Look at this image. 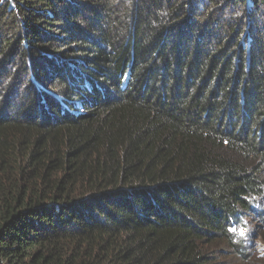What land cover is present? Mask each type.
<instances>
[{"label": "trees", "instance_id": "1", "mask_svg": "<svg viewBox=\"0 0 264 264\" xmlns=\"http://www.w3.org/2000/svg\"><path fill=\"white\" fill-rule=\"evenodd\" d=\"M253 193L264 0H0V264H222Z\"/></svg>", "mask_w": 264, "mask_h": 264}, {"label": "rangeland", "instance_id": "2", "mask_svg": "<svg viewBox=\"0 0 264 264\" xmlns=\"http://www.w3.org/2000/svg\"><path fill=\"white\" fill-rule=\"evenodd\" d=\"M261 207L258 209L264 219V199L260 201ZM249 225V231L247 233L246 240H240L237 242L241 250V257L235 253H231L227 248H222V252L217 253L218 259L222 264H264V256L260 255L257 251V245H264V221L262 218H252L245 216ZM235 235V234H234ZM214 249V248H213ZM237 256V258L235 257Z\"/></svg>", "mask_w": 264, "mask_h": 264}, {"label": "clouds", "instance_id": "3", "mask_svg": "<svg viewBox=\"0 0 264 264\" xmlns=\"http://www.w3.org/2000/svg\"><path fill=\"white\" fill-rule=\"evenodd\" d=\"M248 199L250 203L255 201V203L253 204L254 207H261L260 201L261 199H264V193H253ZM231 231L235 233L234 236L235 242H239L240 240H246L247 233L249 231V225L247 219L241 217L240 223L238 225L233 226L231 228ZM257 251L259 252L260 255L264 256V245L258 244Z\"/></svg>", "mask_w": 264, "mask_h": 264}]
</instances>
